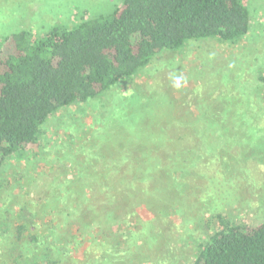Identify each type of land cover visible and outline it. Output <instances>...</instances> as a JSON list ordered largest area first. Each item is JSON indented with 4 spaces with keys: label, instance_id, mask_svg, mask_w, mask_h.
I'll list each match as a JSON object with an SVG mask.
<instances>
[{
    "label": "rangeland",
    "instance_id": "obj_1",
    "mask_svg": "<svg viewBox=\"0 0 264 264\" xmlns=\"http://www.w3.org/2000/svg\"><path fill=\"white\" fill-rule=\"evenodd\" d=\"M120 2L0 0V35L72 27ZM246 5L251 28L240 41L163 50L102 94L59 109L36 143L7 159L0 264L14 253L38 264H192L215 232L212 214L264 221V0ZM245 114L258 125H240ZM21 223L30 229L18 243Z\"/></svg>",
    "mask_w": 264,
    "mask_h": 264
},
{
    "label": "trees",
    "instance_id": "obj_2",
    "mask_svg": "<svg viewBox=\"0 0 264 264\" xmlns=\"http://www.w3.org/2000/svg\"><path fill=\"white\" fill-rule=\"evenodd\" d=\"M250 28L246 0H121L110 12L83 15L72 27L54 24L39 34L20 29L0 35V168L36 143L59 109L102 94L163 50L191 39L236 43ZM246 116L240 125H258ZM110 177L106 187L113 193L120 187L115 188L116 175ZM206 226L215 232L192 264H264V221L242 225L217 213ZM29 229L28 223L17 226L18 243ZM12 256L11 264H38L25 262L23 253Z\"/></svg>",
    "mask_w": 264,
    "mask_h": 264
}]
</instances>
